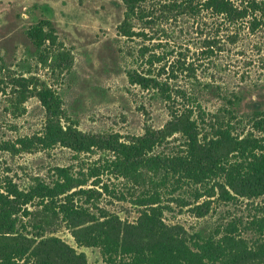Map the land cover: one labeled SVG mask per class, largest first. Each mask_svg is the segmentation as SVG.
I'll use <instances>...</instances> for the list:
<instances>
[{
    "label": "trees",
    "instance_id": "1",
    "mask_svg": "<svg viewBox=\"0 0 264 264\" xmlns=\"http://www.w3.org/2000/svg\"><path fill=\"white\" fill-rule=\"evenodd\" d=\"M121 3L124 17L116 35L127 40H153L143 31L135 32L132 23H152L157 5L160 17L167 14V20L207 16L216 24L210 32L200 30L198 58L166 43L149 47L143 42L136 52L125 54L136 64L124 70L129 85L162 102L168 120L160 128L145 126L142 134L124 140L117 133L81 132L76 122L64 125L60 96L37 78L26 77L30 65L20 62L21 72L10 76L8 84L16 94L15 105L36 97L44 109V129L37 142L75 154L96 149L107 156L85 172L54 167L49 181L34 176L25 187L6 172L0 173V264H88L84 253L55 236L61 227L77 247L97 249L104 264H264V206L256 207L246 222L234 219L207 231L189 233L164 220L172 201L180 208L191 207L196 219L207 216L214 200L261 199L264 203V108L254 103L245 110L246 91L229 88L212 75L203 79L197 75L198 71L219 72L213 59L224 50L220 43L224 38L235 43L237 36L223 32L224 27L240 29L246 24L251 32L264 28V0ZM24 34L38 64H46L52 55L50 66L69 72L72 60L57 42L51 21L39 20ZM56 50L60 52L53 55ZM177 79H184L187 88L174 87ZM213 103L215 110L210 111L207 104ZM33 142L18 138L1 144L0 150L27 152ZM171 142L178 143L170 147ZM103 176L126 183L130 199L123 192L115 195ZM179 190H183L179 198H172ZM104 195L137 207L136 220H124L99 207ZM184 197H192L193 202ZM247 233L250 238L242 236Z\"/></svg>",
    "mask_w": 264,
    "mask_h": 264
},
{
    "label": "rangeland",
    "instance_id": "2",
    "mask_svg": "<svg viewBox=\"0 0 264 264\" xmlns=\"http://www.w3.org/2000/svg\"><path fill=\"white\" fill-rule=\"evenodd\" d=\"M157 8L152 9V23L149 25L138 20L132 23L135 32L143 31L147 38L153 40L148 41L143 37L127 40L116 35V28L124 17L121 0H0V65L3 64L1 67L4 68L0 73L3 80L0 84V145L24 137L34 141L27 152L0 150V173L6 172L25 187L34 176L49 181L54 167L70 166L75 171L85 172L99 166L107 156L96 149L75 154L59 145L44 148L37 142L36 138L44 129L45 111L36 97L15 105L16 94L8 84L10 76L21 72L19 64L22 61L30 65L31 73L26 77L37 78L60 96L64 125L76 122L75 127L81 132L117 133L124 140L127 136L142 134L145 126L160 128L165 124L168 113L164 104L153 99L146 91L129 85L124 70L131 65L136 67V64L125 54L128 51L136 52L143 42L149 47L166 43L170 49L198 58L199 45L196 42L203 37L200 30L212 31L209 27L215 28L216 21L207 16L195 21L188 16H180L175 21L167 20V14L160 17ZM42 19L53 23L57 42L69 52L72 60L69 72L53 69L50 66L52 55L46 64H38L36 58L31 56L34 48L24 32ZM223 30L227 34H237L235 43L224 38L220 43L223 52L213 59L219 72L198 71V77L203 79L202 76L212 75L229 88L246 91L248 100L245 110L251 109L254 103L264 108V28L251 32L244 24L240 29L224 27ZM57 52L60 50L54 51L53 55ZM173 85L187 88L184 79H177ZM207 106L214 111L216 103ZM177 143L171 142L170 147ZM102 180L109 189L115 190V195L123 192L125 198L130 199L126 183L122 180L107 176H103ZM183 190L172 198H179L177 194ZM184 198L189 203L193 202L192 197ZM175 203H169L164 220L167 224L183 226L189 233L201 229L213 230L216 225L234 219L246 222L256 213V207L264 206L261 199H238L229 203L214 200L207 216L196 219L190 212L191 207L180 208ZM98 206L124 220L133 222L138 216L137 207L129 201L117 200L113 195L102 196ZM55 236L77 252L84 253L88 264H104L97 249L77 247L65 227L58 229ZM242 236L250 238L248 233Z\"/></svg>",
    "mask_w": 264,
    "mask_h": 264
}]
</instances>
